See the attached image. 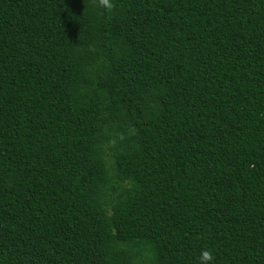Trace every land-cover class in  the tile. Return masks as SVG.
<instances>
[{
	"label": "trees",
	"instance_id": "16d2710c",
	"mask_svg": "<svg viewBox=\"0 0 264 264\" xmlns=\"http://www.w3.org/2000/svg\"><path fill=\"white\" fill-rule=\"evenodd\" d=\"M0 0V264H264V0Z\"/></svg>",
	"mask_w": 264,
	"mask_h": 264
},
{
	"label": "clouds",
	"instance_id": "9594fccd",
	"mask_svg": "<svg viewBox=\"0 0 264 264\" xmlns=\"http://www.w3.org/2000/svg\"><path fill=\"white\" fill-rule=\"evenodd\" d=\"M96 7L104 10H111L114 7L113 0H95ZM212 256L208 250L200 254L199 264H211Z\"/></svg>",
	"mask_w": 264,
	"mask_h": 264
}]
</instances>
